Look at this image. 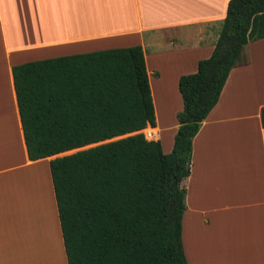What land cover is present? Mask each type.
<instances>
[{"label":"crops","instance_id":"1","mask_svg":"<svg viewBox=\"0 0 264 264\" xmlns=\"http://www.w3.org/2000/svg\"><path fill=\"white\" fill-rule=\"evenodd\" d=\"M227 2L0 0V264H66L48 170L60 154L27 159L11 67L140 46L155 121L146 129L168 154L177 80L210 56ZM262 107L264 38L243 47L191 140L180 221L187 264H264Z\"/></svg>","mask_w":264,"mask_h":264},{"label":"trees","instance_id":"2","mask_svg":"<svg viewBox=\"0 0 264 264\" xmlns=\"http://www.w3.org/2000/svg\"><path fill=\"white\" fill-rule=\"evenodd\" d=\"M262 38L264 0H228L210 56L177 80L168 154L141 133L155 121L140 46L11 67L27 159L70 152L48 161L66 264H187L180 221L191 140L243 47ZM259 117L264 128V107Z\"/></svg>","mask_w":264,"mask_h":264},{"label":"rangeland","instance_id":"3","mask_svg":"<svg viewBox=\"0 0 264 264\" xmlns=\"http://www.w3.org/2000/svg\"><path fill=\"white\" fill-rule=\"evenodd\" d=\"M147 130H148V129H145L144 131H141V133L144 135L145 139H147V140H151V139H149V137L147 138V132H146ZM152 131H153V130H152ZM154 132H156V130H155ZM165 139H166V141H167V136H166V138L164 137L163 145H165ZM166 143H167V142H166ZM68 153H70V152L60 154L59 156H62V155L68 154ZM46 196H47V195H46ZM47 197H48V196H47Z\"/></svg>","mask_w":264,"mask_h":264},{"label":"bare ground","instance_id":"4","mask_svg":"<svg viewBox=\"0 0 264 264\" xmlns=\"http://www.w3.org/2000/svg\"><path fill=\"white\" fill-rule=\"evenodd\" d=\"M147 138L149 137V139H151L154 136V130L152 131V129H148L147 131Z\"/></svg>","mask_w":264,"mask_h":264},{"label":"water","instance_id":"5","mask_svg":"<svg viewBox=\"0 0 264 264\" xmlns=\"http://www.w3.org/2000/svg\"><path fill=\"white\" fill-rule=\"evenodd\" d=\"M74 152V151H71V153Z\"/></svg>","mask_w":264,"mask_h":264}]
</instances>
